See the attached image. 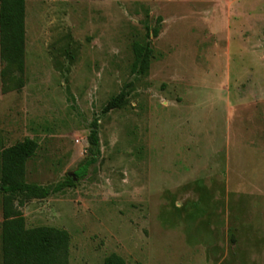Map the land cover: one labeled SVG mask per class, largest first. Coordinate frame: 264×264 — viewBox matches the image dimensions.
<instances>
[{
    "label": "rangeland",
    "instance_id": "obj_1",
    "mask_svg": "<svg viewBox=\"0 0 264 264\" xmlns=\"http://www.w3.org/2000/svg\"><path fill=\"white\" fill-rule=\"evenodd\" d=\"M26 10L23 87L0 60V148L33 138L26 181H75L29 199L26 225L66 229L69 264H264V0ZM146 39L155 57L138 78L131 45ZM122 90L125 106L103 113ZM94 119L99 153L76 177Z\"/></svg>",
    "mask_w": 264,
    "mask_h": 264
},
{
    "label": "trees",
    "instance_id": "obj_2",
    "mask_svg": "<svg viewBox=\"0 0 264 264\" xmlns=\"http://www.w3.org/2000/svg\"><path fill=\"white\" fill-rule=\"evenodd\" d=\"M77 1V0H76ZM27 0H0V60L3 64L1 76L20 89L24 85L25 71V8ZM150 31L156 37L158 28L150 30L145 25V37ZM132 62L130 73L138 78L148 75L155 50L150 41L135 40L131 45ZM125 91L112 96L102 112L123 108ZM88 135V158L74 172L83 177L96 161L99 153L97 120L91 123ZM38 148V142L24 137L9 146L0 148V254L2 264H69L70 234L66 229L49 225L28 227L21 207L29 199H42L66 187H73V177L67 176L52 187L26 181V163ZM102 264H125L123 257L110 253Z\"/></svg>",
    "mask_w": 264,
    "mask_h": 264
},
{
    "label": "crops",
    "instance_id": "obj_3",
    "mask_svg": "<svg viewBox=\"0 0 264 264\" xmlns=\"http://www.w3.org/2000/svg\"><path fill=\"white\" fill-rule=\"evenodd\" d=\"M28 1V0H27ZM26 18H27V10L25 8V36H26V31H27V27H26Z\"/></svg>",
    "mask_w": 264,
    "mask_h": 264
}]
</instances>
